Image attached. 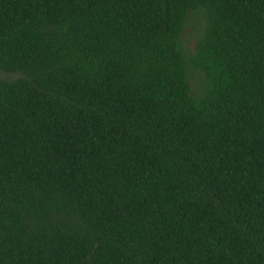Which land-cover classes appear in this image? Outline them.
<instances>
[{"label":"trees","instance_id":"16d2710c","mask_svg":"<svg viewBox=\"0 0 264 264\" xmlns=\"http://www.w3.org/2000/svg\"><path fill=\"white\" fill-rule=\"evenodd\" d=\"M0 264H264V0H0Z\"/></svg>","mask_w":264,"mask_h":264},{"label":"rangeland","instance_id":"374dc122","mask_svg":"<svg viewBox=\"0 0 264 264\" xmlns=\"http://www.w3.org/2000/svg\"><path fill=\"white\" fill-rule=\"evenodd\" d=\"M195 32H196L195 25L189 24L183 33V39H185L190 49H192L194 46L195 37H196Z\"/></svg>","mask_w":264,"mask_h":264}]
</instances>
